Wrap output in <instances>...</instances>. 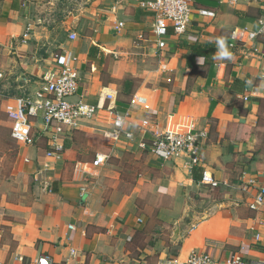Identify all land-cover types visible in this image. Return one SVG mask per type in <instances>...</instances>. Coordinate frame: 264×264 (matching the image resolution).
I'll return each instance as SVG.
<instances>
[{
	"label": "crops",
	"instance_id": "1",
	"mask_svg": "<svg viewBox=\"0 0 264 264\" xmlns=\"http://www.w3.org/2000/svg\"><path fill=\"white\" fill-rule=\"evenodd\" d=\"M102 6L69 11L59 23L52 0H0V135H11L17 98L41 86L64 49L79 58L74 100L83 95L104 108L68 138L61 159L46 156V140L23 145L12 139L18 149L8 175L22 187L13 200L8 190L0 192V261L24 264L49 256L54 264H158L170 257L185 261L199 250L223 262L243 247V255L260 264L264 207L253 211L249 204L264 184V37L238 44L231 35L237 28L260 29L264 1L234 6L195 0L189 31L179 39L170 30L162 52L152 33L154 17L137 1L102 0ZM200 9L216 16H201ZM26 31L31 38L23 44ZM71 33L78 39L71 41ZM109 105L136 124L148 119L161 130L206 132L200 166L190 173L184 155L163 161L140 149L139 137L116 141ZM83 132L100 135L114 149L135 148L142 166L133 170L132 187L120 167L83 172L96 157L77 159L70 146ZM0 143L5 159L13 145ZM204 170L218 187L200 183ZM214 191L213 197L206 193Z\"/></svg>",
	"mask_w": 264,
	"mask_h": 264
},
{
	"label": "built area",
	"instance_id": "2",
	"mask_svg": "<svg viewBox=\"0 0 264 264\" xmlns=\"http://www.w3.org/2000/svg\"><path fill=\"white\" fill-rule=\"evenodd\" d=\"M138 6L154 17L153 35L159 52L165 51L168 39L171 37L170 30L176 38L184 37L192 23L193 7L195 0H135ZM254 0H227L230 5L248 4ZM264 1V0H257ZM201 16L214 18L216 14L207 9H200ZM264 13V12H263ZM260 29L251 31L237 28L232 32L231 39L238 44H246L257 41L264 37V15L258 20ZM124 23L116 25V30L121 31ZM31 38L29 31L21 36V42L28 44ZM77 33H71L69 39L75 41ZM1 47V45H0ZM57 67L47 70L41 78V86L32 94H26L17 98V115L11 129V137L23 145L33 143L32 132L35 127L47 137L49 149L46 156L50 159H61L66 150L71 135L80 129L84 123L94 120L104 109L99 105H92L85 101L84 96L74 100L79 90L80 74L78 69L79 58L71 51L64 49L59 54ZM166 67V66H163ZM165 69V68H164ZM3 74L0 73V79ZM110 101L113 96L107 97ZM112 118L113 137L116 141L125 139L128 143L136 141L139 137L138 147L149 150L153 155L168 161L175 156H186V168L192 173L200 166L202 161V139L207 137L206 132L194 134L192 128H166L161 130L150 120L145 119L141 124L132 121L129 114L117 112L111 105L107 108ZM40 126H37V125ZM109 156L97 154L91 166H84L83 172L92 174L97 169L106 165ZM200 183L216 188L220 183L212 173L204 170L201 174ZM82 192L87 193L86 187ZM264 207V184L258 187V191L249 208L253 211ZM73 228V227H72ZM260 234L256 235L259 241ZM243 251L244 248L242 247ZM232 254L223 262L217 261L209 252L193 250L185 261L177 257L160 261L158 264H253L242 253ZM75 254V251H72ZM18 260L24 261L18 256ZM0 264H3L0 261ZM24 264H54L49 256H40L31 263ZM260 264H264V255Z\"/></svg>",
	"mask_w": 264,
	"mask_h": 264
},
{
	"label": "rangeland",
	"instance_id": "3",
	"mask_svg": "<svg viewBox=\"0 0 264 264\" xmlns=\"http://www.w3.org/2000/svg\"><path fill=\"white\" fill-rule=\"evenodd\" d=\"M47 1L48 0H43V3L46 4ZM52 1H53L54 10H52L51 13L53 18L56 19V21L59 23L65 20L67 16H69V11H71L72 13H76V11H79L82 8L94 7L97 10H100L103 9L104 7L102 6V0H52ZM47 8H49V6H47ZM94 17L97 18L96 15H94ZM92 22L97 23L96 20H92ZM151 64L153 63H149L146 66V68H148ZM11 119L12 121H14V118ZM10 136L11 135H4L2 136L3 139L0 140L2 144L3 143L6 144L8 142L10 144L12 143L13 145L11 147L10 154L5 159L0 158V163L6 165V168L5 169L2 168L1 170L3 172L2 173L3 177L0 182V192L5 191V189L8 190L11 193V200H13L14 197L19 196L21 194L22 184H21V180H16V177H14L15 179L10 178L9 177L10 175H8V171L12 166V160L13 161L15 160L12 159V157L15 156V153L17 152L18 149L17 144L12 140ZM32 136L35 138L37 136V131H33ZM70 146L75 147L73 151H76L77 159L90 161L91 159H93L94 156H96V152H100L101 154L109 156L106 167L112 169H116L117 167H120V171L125 172L122 174L123 178L131 182L128 184V187L130 188L135 184V173L133 170L134 169L137 170L136 166H142V161L139 163L135 159L133 155V150H135L134 147H129L128 145L127 146L119 145L118 148L116 147L114 149L109 143H107V141H105L104 138L102 139L100 135L87 133V132H83L79 134L77 142L76 143L73 142V144ZM136 161L137 163H135ZM76 166L77 163L74 165V168H76ZM201 193H205V192H201ZM206 193L208 194L210 193V197H213L216 194L215 191L206 192ZM176 251H178V245H174L172 248V252H176Z\"/></svg>",
	"mask_w": 264,
	"mask_h": 264
},
{
	"label": "trees",
	"instance_id": "4",
	"mask_svg": "<svg viewBox=\"0 0 264 264\" xmlns=\"http://www.w3.org/2000/svg\"><path fill=\"white\" fill-rule=\"evenodd\" d=\"M130 84H131L130 81L125 82V86H127V89H129ZM37 131H38L37 136L35 138H33V144H39L38 142L43 141V140L48 141L46 136L42 132H40L38 129H37ZM47 144H48V142H47ZM170 258H175V257H170Z\"/></svg>",
	"mask_w": 264,
	"mask_h": 264
}]
</instances>
